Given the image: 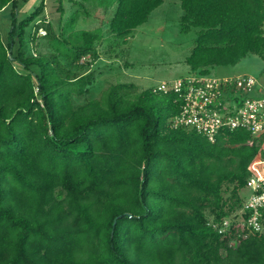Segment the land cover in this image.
<instances>
[{
  "label": "trees",
  "instance_id": "trees-1",
  "mask_svg": "<svg viewBox=\"0 0 264 264\" xmlns=\"http://www.w3.org/2000/svg\"><path fill=\"white\" fill-rule=\"evenodd\" d=\"M162 0H111L108 31L123 41ZM0 32V264H264V230L243 237L214 224L243 203L264 135L226 131L210 142L172 128L171 94L115 84L80 101L93 83L97 30L78 11L43 26L49 53L31 54L25 29L44 0ZM180 32L195 33L191 72L264 59V0H179ZM60 19L63 7L58 6ZM34 25V24H33ZM89 56L85 62L81 58ZM228 192L224 197L223 193ZM264 221V219H263Z\"/></svg>",
  "mask_w": 264,
  "mask_h": 264
},
{
  "label": "rangeland",
  "instance_id": "rangeland-1",
  "mask_svg": "<svg viewBox=\"0 0 264 264\" xmlns=\"http://www.w3.org/2000/svg\"><path fill=\"white\" fill-rule=\"evenodd\" d=\"M40 1L17 0L18 18L25 17ZM65 1L67 0H44V11L38 19L44 18L46 13L49 23L55 29L60 20L63 23L76 9V29H99L102 34L101 40L96 43L98 57L88 66L93 83L88 87V92L80 97V101L97 98L103 90L115 84L131 85L130 92H140L156 86L161 81H172L193 73L185 59L194 45L195 33L193 30L189 33L180 32L181 9L178 0H164V5L158 8L146 23L137 27L125 41L108 31L114 7L106 9L105 5L111 0H86L85 10L80 7L71 9ZM59 4L64 10L62 19L58 10ZM10 11V5L0 11V32L4 41L10 28ZM38 19L26 27L27 37L28 34L34 33ZM27 50L31 54L49 53L43 36H36L33 41L29 39ZM84 58L80 62H85L89 56ZM209 73L218 78L251 75L264 86V59L249 54L234 66H214ZM228 192L225 191L223 196L227 197ZM248 195L249 190L245 188L239 191V196L243 199ZM234 214L236 215L237 211L229 218H233Z\"/></svg>",
  "mask_w": 264,
  "mask_h": 264
},
{
  "label": "built area",
  "instance_id": "built-area-1",
  "mask_svg": "<svg viewBox=\"0 0 264 264\" xmlns=\"http://www.w3.org/2000/svg\"><path fill=\"white\" fill-rule=\"evenodd\" d=\"M48 22L46 13L36 20V36L46 35L43 24ZM153 92L173 95L177 113L169 119L172 128L194 131L210 142L226 131L238 129L252 137L264 135V86L251 75L218 78L190 73L159 82ZM244 188L249 195L237 214L214 224L218 233L228 232L232 224L239 227L243 237L264 230V159L251 163Z\"/></svg>",
  "mask_w": 264,
  "mask_h": 264
},
{
  "label": "crops",
  "instance_id": "crops-1",
  "mask_svg": "<svg viewBox=\"0 0 264 264\" xmlns=\"http://www.w3.org/2000/svg\"><path fill=\"white\" fill-rule=\"evenodd\" d=\"M85 1L86 0H67V1H65L66 3L68 2V4L71 6V9H73V7H75V8H82V10L84 9H86L85 8ZM178 4H179V0H178ZM164 5V0H162V3H161V5L159 6V7H157L155 10H153L152 11V13L150 14V16L158 9V8H160L161 6H163ZM114 8H115V6H113ZM180 7V6H179ZM74 11H76V9L74 10ZM73 11V12H74ZM181 14H182V11H181ZM71 15V14H70ZM64 16V15H63ZM149 16V17H150ZM180 17V16H179ZM64 19V18H63ZM149 19V18H148Z\"/></svg>",
  "mask_w": 264,
  "mask_h": 264
}]
</instances>
